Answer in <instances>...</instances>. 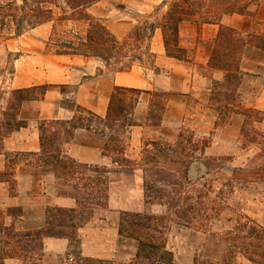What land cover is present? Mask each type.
<instances>
[{
  "label": "trees",
  "instance_id": "trees-1",
  "mask_svg": "<svg viewBox=\"0 0 264 264\" xmlns=\"http://www.w3.org/2000/svg\"><path fill=\"white\" fill-rule=\"evenodd\" d=\"M102 0H0V39L16 37L45 24L51 25L46 47L58 56L82 57L100 63L107 70L128 72L134 66L155 59L151 42L155 32L162 34L167 57L190 62L194 50L181 45V26L187 23L215 24L218 31L208 65L222 73L208 90L203 108L215 118V127L223 126L239 116V150L247 152L242 167L230 170L225 191L236 188L264 198V112L244 100L242 63L248 48L264 52V0H162L151 14L144 15L124 38L116 36L89 10ZM255 13L252 14V10ZM251 15L248 29L239 30L222 24L225 17ZM261 26L262 31L256 27ZM48 85L14 89L0 119V154L5 156V168L0 170V185L8 186L15 196L17 160L24 157L27 169L20 174L55 180L57 197L71 198L73 207L48 205L44 225L38 230L21 231L5 222L0 209V264L8 259L25 260L43 256L46 238L67 239L79 245L78 231L98 210L107 207L111 195V176L126 172L138 174L142 180L144 198L149 204L164 208L162 214L146 212L120 213L118 235L136 243V252L129 264H180L168 247L167 231L171 224L185 228L210 230L229 209L223 190L217 200L210 201L211 185L231 160L206 156L209 138H197L187 129L175 139L145 141L138 158L127 155L130 130L142 96H148L146 127H158L167 110L171 93L115 86L104 115L77 106L69 119L37 121L40 150L38 152H5L4 140L12 133L28 127L20 117L25 102L43 101ZM78 130L101 134L104 138L101 156L110 165L82 163L69 156L64 147ZM225 246L218 263L195 258L192 264H237L241 256L249 264H264V227L256 221L238 215L233 224L216 233ZM82 264H109L107 260L83 258Z\"/></svg>",
  "mask_w": 264,
  "mask_h": 264
},
{
  "label": "rangeland",
  "instance_id": "rangeland-1",
  "mask_svg": "<svg viewBox=\"0 0 264 264\" xmlns=\"http://www.w3.org/2000/svg\"><path fill=\"white\" fill-rule=\"evenodd\" d=\"M161 2L162 0H102L93 5L89 12L116 36L124 38L135 24L143 21L142 16L151 14ZM258 9L262 16L264 1ZM254 13L253 9L252 14ZM251 21V15L232 16V18H224L222 24L245 30ZM256 30L262 31L263 28L258 26ZM50 31L51 25L45 24L27 31L19 37L9 34L8 39H0V119L12 90L36 85L49 86L45 99L39 105L25 106L24 115L30 116L39 112L40 117L44 116L48 119H69L77 106L91 110L98 115H104L115 86L169 92L171 95L167 110L158 127L144 125L148 112V96H142L134 115L138 126L130 130L127 155L136 159L145 141L164 139L172 141L180 130L187 129L193 132L197 138L211 140V144L205 152L206 156L231 157V160L223 163L221 174L212 177L215 181L209 184V186L211 185L210 201L217 200V196H220L219 191H224L229 209H224L221 220L215 222L212 228L207 231L185 228L176 224L169 226L167 231L168 247L174 253L177 262L192 264L195 258L200 261L220 262L225 252V246L216 233L228 229L238 215L248 217L264 227V198L239 188L233 192L225 191L224 185L230 177V170L242 167L248 153L238 148L242 118L233 116L229 123L215 127V118L203 108L208 90L214 81L221 79V72L212 68L211 70L198 63L187 64L189 62L170 60L164 53H159L154 60L146 59L145 65H136L128 72H115L107 70L92 59L56 55L53 50L46 47ZM187 34L186 30H183V45L195 48V41ZM154 48L157 49L156 42H154ZM193 57L203 60L205 56L201 52ZM243 61L242 66L246 73L242 87L245 94L244 100L247 104L255 105L264 112V52H248ZM259 61H263V64H258ZM186 84H191V87L184 90ZM37 125L36 122L30 123V127L34 129H37ZM260 127L264 130V122ZM95 134L88 139H79V143L76 144L103 146L104 138L101 134ZM84 153L88 154L86 151ZM1 157L4 158V156ZM21 158L17 160V172H20V169H30L27 167L25 158ZM92 165L115 168L104 157L100 163ZM22 176L27 182L25 183L27 188L34 186L38 190H47L53 196L57 195L54 189L55 180L52 177H42L41 179L33 177L32 180L36 184L32 185L29 178L27 179L24 174ZM111 178V195L107 207L98 210L94 217L81 228L82 230L79 229V245L68 240L70 249L67 253V260L70 264L83 263L79 257L81 254L80 236L84 234L83 229L91 227L112 229L114 226L118 228L120 213L123 211L151 214L164 212L163 207L145 201L142 180L138 174L120 172L113 174ZM6 189V193L10 196L11 192L8 186ZM18 191L17 185L16 193ZM135 252V242L119 237L116 258L83 257L82 254L81 256L107 260L109 264H129L133 258L131 255ZM44 255L43 249L41 258L34 256L25 260H16L40 264ZM236 260L237 264H249L241 256H238Z\"/></svg>",
  "mask_w": 264,
  "mask_h": 264
},
{
  "label": "crops",
  "instance_id": "crops-1",
  "mask_svg": "<svg viewBox=\"0 0 264 264\" xmlns=\"http://www.w3.org/2000/svg\"><path fill=\"white\" fill-rule=\"evenodd\" d=\"M235 17V16H233ZM240 17V16H239ZM232 18V17H225ZM223 21V20H222ZM251 22L247 25L246 29L250 26ZM219 26L215 24H196L187 23L181 26L180 39L181 45H183V30H186L187 35L193 38L195 41V48L188 49L194 50L195 54H200L203 52L204 58L200 60L193 57V60L187 64H202L205 67H209V57L213 48L212 43L217 34ZM245 29V30H246ZM154 42L157 43V49L154 48ZM151 51L158 57L159 53L165 54V49L163 45L162 34L159 30L155 32L154 38L151 42ZM248 52H263L256 48H248ZM245 53V55H246ZM193 55V56H194ZM166 56V54H165ZM167 59L175 60L166 56ZM178 61V60H176ZM183 62V61H178ZM244 62V61H243ZM186 63V62H184ZM258 64H263V61L257 62ZM211 69V68H210ZM212 70V69H211ZM191 84L185 85V89H189ZM44 101V100H43ZM43 101H31L25 102L20 111V117L28 120V127L22 128L10 134L4 140V151L5 152H38L40 150L39 144V134L38 129L30 127L31 122H36L45 118L44 116H39V112L34 113L30 116L24 115L25 106L39 105ZM109 101V100H108ZM140 105V103H139ZM138 105V106H139ZM137 106V108H138ZM136 108V109H137ZM107 110V109H106ZM136 111V110H135ZM105 114V113H104ZM38 115V116H37ZM135 115V114H134ZM96 135L94 132H89L85 130H78L71 141L65 145L64 151L76 159L77 161L89 164H98L102 161L101 157V147L100 145H85L76 144L79 143V139H88L91 136ZM88 154H85L84 152ZM0 154V170L5 168V156ZM27 179L29 178L30 183L36 184L33 176L25 175ZM16 179L18 181V193L10 197L6 192L7 189L4 185H0V209L4 211L5 222L7 224H14L16 229L25 230H38L44 225L45 210L48 205H55L60 207H73L75 201L71 198L57 197L53 196L46 190H38L36 187L27 188L24 181V177L20 172L16 170ZM31 177V178H30ZM40 182V181H39ZM38 182V183H39ZM26 189V190H25ZM82 230V229H81ZM84 234L80 236V251L83 257H100L103 259H113L117 257V244L119 241L118 228L115 226L112 229H105L101 227L100 229L85 228L83 229ZM95 246V248H94ZM69 242L67 239L58 238H46L44 240V257L40 264H70L67 260L69 252ZM131 255V258L134 256ZM5 264H31L28 261L19 262L16 259H8Z\"/></svg>",
  "mask_w": 264,
  "mask_h": 264
}]
</instances>
